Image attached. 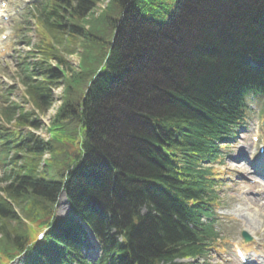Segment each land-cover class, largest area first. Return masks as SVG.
Returning a JSON list of instances; mask_svg holds the SVG:
<instances>
[{"label": "trees", "instance_id": "16d2710c", "mask_svg": "<svg viewBox=\"0 0 264 264\" xmlns=\"http://www.w3.org/2000/svg\"><path fill=\"white\" fill-rule=\"evenodd\" d=\"M36 20L37 61L20 70L35 109L2 114L38 129L59 84L62 103L47 141L1 134L15 155L0 178V264H200L179 260L219 237L213 165L247 96L264 99V0H43ZM63 191L71 214L58 217ZM76 215L99 241L93 263Z\"/></svg>", "mask_w": 264, "mask_h": 264}, {"label": "rangeland", "instance_id": "374dc122", "mask_svg": "<svg viewBox=\"0 0 264 264\" xmlns=\"http://www.w3.org/2000/svg\"><path fill=\"white\" fill-rule=\"evenodd\" d=\"M5 1L7 6L0 9L7 10V15H9L11 21L2 23L0 34L2 32L5 35L10 34V46L7 48V53L0 58V97H4L9 103L23 106L25 110H31L33 105L24 94V88L20 83L17 72L24 55L31 47L25 45L27 39L30 38L32 44L38 42L37 25L35 18L28 13L26 8L22 13L15 15L18 10L27 7L26 1L28 0ZM103 7L105 5L99 3L97 11L99 12ZM167 16L166 13L157 19L158 21H166ZM16 32L19 34L13 36ZM79 57V54L67 56L72 69H76L78 66ZM61 94L62 86L55 87L50 106L43 114H39L42 127L35 132L45 139L49 137L46 132L47 127H49L62 103ZM4 99L2 98V100ZM248 102L250 110L245 124L239 128L236 136L229 140L223 163L216 164L225 183L220 190L221 205L217 210L219 219L217 229L220 232L221 239L223 238V242L218 243L217 246L221 245V248L214 250L215 252H212L207 259L213 264H243L235 255L234 246L236 244L245 251L249 259L247 264H264V186L261 184L253 186L251 184V181L261 174L259 171H264V156L259 153V146H264V129L261 133H258L261 125L264 128V117L261 113L264 101L258 97H249ZM6 105L8 104L0 103V110ZM5 124L7 125L6 122L0 121V128L6 126ZM8 126L14 129L12 124H8ZM26 130L28 129L23 131ZM252 135H259L260 140L258 143L252 141ZM261 162H263L262 165L259 164ZM257 169L258 171H256ZM3 175L4 172L0 166V177ZM66 201L65 196L62 195L57 207L59 216L64 217L69 214V206ZM242 231H247L252 236L251 242L244 243L241 235ZM89 239L95 246L87 254L89 261H92L101 254V251L91 236ZM10 264L24 263L22 259H17Z\"/></svg>", "mask_w": 264, "mask_h": 264}, {"label": "water", "instance_id": "95a60500", "mask_svg": "<svg viewBox=\"0 0 264 264\" xmlns=\"http://www.w3.org/2000/svg\"><path fill=\"white\" fill-rule=\"evenodd\" d=\"M242 235L245 237V239H251V237L248 235V233L246 232V231H244L243 233H242Z\"/></svg>", "mask_w": 264, "mask_h": 264}, {"label": "bare ground", "instance_id": "6f19581e", "mask_svg": "<svg viewBox=\"0 0 264 264\" xmlns=\"http://www.w3.org/2000/svg\"><path fill=\"white\" fill-rule=\"evenodd\" d=\"M105 4V3H104Z\"/></svg>", "mask_w": 264, "mask_h": 264}]
</instances>
